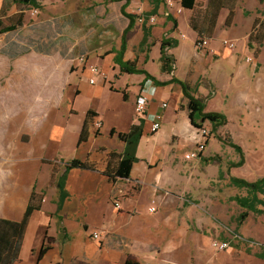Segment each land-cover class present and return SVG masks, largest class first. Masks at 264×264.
<instances>
[{
    "label": "rangeland",
    "instance_id": "rangeland-1",
    "mask_svg": "<svg viewBox=\"0 0 264 264\" xmlns=\"http://www.w3.org/2000/svg\"><path fill=\"white\" fill-rule=\"evenodd\" d=\"M38 2L40 3L39 14L33 16L34 14L29 13L27 30H36L42 35L44 46L56 43L59 53L63 57L67 55L68 60L74 59L72 62L66 61L70 63L72 71H74L75 66L78 67L76 60L83 55L90 60L89 66L97 65L101 68L100 62L95 57L104 58L120 48L122 33L128 25V19L121 13L123 3H111L106 0H38ZM258 7H260L259 0H243L241 2L242 9L256 10ZM160 8L163 12L162 16L165 18H167L168 13L170 17L176 20L177 17H181L180 27L177 29L172 28L170 31L171 37H169L179 43L178 48H174L172 52L176 59L175 75L182 80L190 79V82L193 83L198 78L195 87L202 85L204 87L203 93L210 92L209 98L215 92V87L209 79L216 82L220 89V95L215 99H206L205 104L210 112L227 114L228 124L215 130L210 122L202 123V126L210 130L211 133L208 138L207 154L201 160H187L185 158L186 154L196 151L193 142L188 143L186 147L183 144L180 145V142L183 141L182 138L189 141L188 133L190 131V120L183 113H179L181 116L179 121L175 122L170 117L163 124L161 133L156 137L157 142H153L152 137L148 135L150 138L144 140L142 151L145 150L150 155L152 154L150 147H157L161 151L153 163L167 162L173 166L181 163L185 166L182 175L187 178L180 176L171 166H165L164 178L166 185L179 190L190 188L184 192H177V190L158 192L156 203H159V210L156 214H150L148 207L152 204L153 198L147 205L144 201H141L138 205L141 209L133 204L126 208V203L139 199L138 190L140 189L137 186L139 183L134 179L119 181L117 187L119 189H116L115 193L120 194L110 198L108 203L116 213V220H113V214H108L107 209L109 207L105 202L108 183L101 177H105V180L108 179L105 175L108 161H115L117 158L115 155L123 153L124 143L119 140L117 135L112 138L110 131L108 132V127L112 125L120 132H127L131 120L136 116L141 117L136 112V104L139 96L137 90L144 75L128 74L120 69L119 74H123V76L116 80L117 77L114 73L111 72L108 75L104 73L107 81L101 96L93 98L87 94H82L77 97V101L74 103L75 110L80 112L82 118L85 108L91 103L89 99H96L94 103L106 118L103 136L100 134V129L96 130L97 128L94 125L90 130L93 134L86 144L79 147V149L73 147V150L69 149L61 153L62 158L66 160L79 158L84 161L86 157V160L95 168V172L78 170L70 175V187L78 190L80 198L75 200L84 207L83 216L87 220L82 216L76 219L70 214L74 209V205L68 210L69 215L74 220H79L82 223L83 226H81L87 233L86 240L89 242H96L92 237V233L103 230L101 228L95 229V225L99 224L106 228L109 223H117L115 228L110 229L109 232L113 233L117 230V233H122L132 240L135 239L134 249L127 250L125 253L129 256H136V252L139 255L159 254L169 258L175 264H264V260L259 257L264 248V215H257L252 211L249 212L250 216L245 221L239 222L240 214L247 210L240 207L234 198L236 196L253 197L256 194L248 193L246 189L231 186L229 172L234 161L240 160V154L226 141L220 139V137L222 139L231 138L234 143L242 147L245 154L247 165L234 168L232 174L230 173L232 176L248 181H256L258 178L264 177V99H262L264 98V89L256 95L261 101L260 107L251 101H248L245 105L243 103L245 99H241L244 87L242 78L239 76L244 71L245 65L235 64L232 60L221 59L225 58L224 55L217 52L201 51L196 46L194 50V33L188 30L184 17L186 16L189 21L190 18H196L198 14L201 15L206 9L205 0H198L195 12L184 10L183 13L176 14L174 10H169L165 4H162ZM153 9L154 6L149 0H132L127 11L138 15L137 26L146 25L151 27L154 23H157V17L149 16ZM29 10L33 11L34 8H29ZM225 11L228 13L227 10ZM152 18H154V21H152ZM52 22L56 23V32L59 36L54 35L51 31L50 25ZM220 22L218 33L222 34L229 27L223 24V17H221ZM171 23L173 25V22ZM249 25L250 19L243 15L239 16L237 26L233 30L235 36H242ZM162 29L163 27L159 26L156 29L155 36L153 34L152 38L149 39L151 44L146 48L147 53L162 38ZM135 34L136 31L129 36V39L132 38L131 45H134L137 41ZM224 38L236 39L237 50L234 55H238L243 64L254 67L256 73L260 71V65L255 66L253 62H247V57L257 58L254 49L249 48L247 45L249 52L240 55V40L232 36L218 37L216 39H219V45ZM197 39L198 37L196 41ZM138 51H140V48L136 46L134 56L138 54ZM151 54L153 61L144 68L155 77L162 78L164 75L161 70V63L159 58L156 59L160 55L159 46L154 47ZM209 57H213L216 62L209 61ZM54 58L52 59L55 60L56 58ZM148 59L146 60L148 61ZM64 60L62 59V62ZM262 60L264 61V53ZM59 67H61L60 63ZM232 73L236 75L233 77ZM258 75L259 77L264 76V72L254 73L252 80L255 83H259ZM88 80L89 76L78 77L75 74L69 76L60 72L57 81L67 84L63 96L60 94L59 87L49 86L48 77V83H42L40 89L44 97H61L63 98L61 100H66V105H64V109L60 111L58 117V125L65 129L70 136L74 134L75 127L78 126L81 118L80 116L70 118L71 116L68 113L63 112L69 99L75 97V85L81 81L88 82ZM111 83L115 84L116 90H112ZM181 93V87L178 86L172 96H169L172 99L169 111H172L176 105L175 100L181 98ZM225 94L232 97L227 103H225L227 99L223 97ZM183 108L180 107V110ZM191 132L193 135L191 137L193 139L195 137L196 140L198 128H191ZM172 135H176L172 137L175 145L169 148L167 155L166 145L170 142ZM62 162L64 161L62 160ZM219 168L223 169V171L221 170L224 173L223 179H220L217 172ZM81 175L89 176L91 179L85 183L80 181ZM259 196L264 199L263 193H259ZM114 198L118 199L121 204L118 213L111 203ZM83 203L86 205L84 206ZM52 205L53 202L49 200L46 204L47 209L51 208ZM257 207L259 209L264 208L262 204L257 205ZM60 232L63 240L72 236L71 243H68L66 247L70 256H83L85 254L86 251L83 248L85 245L84 231L78 227H72L71 232L64 228L60 229ZM33 234L34 231H31L28 244L23 250L27 255H31L32 252L35 260L38 250L32 247L28 253L29 246L36 242L32 238ZM215 241L228 242L230 248L224 251L218 250L213 246Z\"/></svg>",
    "mask_w": 264,
    "mask_h": 264
},
{
    "label": "crops",
    "instance_id": "crops-1",
    "mask_svg": "<svg viewBox=\"0 0 264 264\" xmlns=\"http://www.w3.org/2000/svg\"><path fill=\"white\" fill-rule=\"evenodd\" d=\"M129 1L130 3L126 8L127 13H129L127 9L131 5L132 0ZM149 1L154 6V9L151 13L156 10L154 16L152 17H157V23H154L153 26H151V38L153 34L155 36L156 29L159 26L163 27L162 38L156 43L155 46L152 47V50L154 47L159 46V51H161L162 39L163 37H171L170 31L173 28V25L171 21L168 20V16H170L169 13L167 14V18L162 16L163 12L160 7L162 4H165L164 0ZM242 1L243 0H239L232 26H230L228 30H225L222 34L218 33L219 26L221 25V17H223L224 19L223 24L226 25V19L229 12L227 13L224 10L225 12L221 13L218 21V27L215 31L214 37L211 39L212 48L218 54L224 55L225 58L221 59L229 61L232 60L235 64L243 66L245 65L244 71L239 74V76H241L242 78L244 87V90H242L241 99H245V101H243L245 105H247L248 101H251L252 103H255L259 106L261 101L259 100V98H257L256 95L262 92V90L264 89V76L259 77L258 75L257 79H259V83H255L252 79L254 73L260 74L264 72V61L262 60L264 45L261 48L259 56L257 58L254 57L253 63L255 64V66L260 65V73H256L254 67L243 64L242 61L239 60V56L234 55L236 51L231 52L225 49L222 46V43H220V45L218 44L219 39H216L223 36H232L239 39L241 42L239 47L240 55H244L247 51L249 52V49H247V45L249 43L250 35L254 29V25L258 20H264V0H259L260 7H258L256 10L242 9ZM118 3H123V6L126 4V1ZM3 7L4 0H0V13ZM29 8L30 7H19L18 5L12 4L9 10L0 17V20L4 26H10L11 24L8 20L9 18L14 17L20 13L24 14L22 27L18 28L15 32H6L0 35V219L11 222H21L24 219L28 205L34 193L37 195V199L40 201L39 210H36L32 214V217L30 219L19 259L13 264H175L174 262L170 261L169 258L159 254L139 255L136 252V256L126 255L125 253L127 252V250L134 249L133 246L135 239L132 240L130 239V237L123 235L122 233H117V230L113 233L109 232L110 229L115 228V225H117V223H109L106 228L102 227L99 224L95 225V229L101 228L107 231H98L102 233V237L99 240H96V242L87 241V233L82 228V223H80L79 220H74L73 218H71L72 215L76 217V219L81 218V216L82 218L86 219L85 216H83L85 212L84 207L78 204L76 202L77 200H75L76 198H80L78 196V190H74L70 187V175L74 171H78L80 169H74L69 172L66 180V191L68 196L63 202L61 208L59 207L61 193L57 185L58 179L64 174L66 164L70 160H72H66L65 158H62L61 153L69 149L73 150V147L79 149V147L82 146H79L78 144L79 137L87 114L90 110H92L94 114L96 113L98 115L94 119V125L97 128L96 130L100 129V134L102 136L106 120L103 112L98 108L96 103H94L96 99H89L91 103L87 108H85L82 118L80 116V112H77L75 110L74 103H76L77 97L81 96L82 94H87L88 96H91L93 98L101 96L107 79H98V82L95 85H91L90 79L92 76L89 74V72L87 70H82L81 66H75L74 71H72L73 69L70 63L67 62H72L74 59L68 60L67 55H64L63 57V55L59 53V49L56 43L44 46L42 35L40 33H38L36 30H27V19L29 13L33 15V11L29 10ZM242 15L250 19V25L244 30L242 36L237 37L235 36V31L233 30L237 26V18ZM180 18L181 17H177L178 28L180 27ZM184 19L187 24L188 30L192 31L189 26L187 17L185 16ZM136 24V28L134 27V29L129 33L127 37V50L124 55V61L136 62L139 69L146 70V68L144 67H146L151 61H153L151 54L152 50L147 53L146 48L148 45H141L144 39L143 26L139 27ZM128 25L126 26V28L128 27ZM56 27V23L52 22L50 25V29L54 33V35L59 36L56 32ZM124 31L121 36L120 48H117L116 51L109 53V55L104 58L95 57L96 59H98L97 61L100 62L99 65L101 66L103 72L107 73V75L111 72L114 73V75L117 77L116 80H119L121 78L120 76H123V74H119L120 67L116 63V59L119 52L121 51ZM134 31H136V34L134 36L137 37L136 43H138V45H136V43H134V45H131L132 38L129 39V36ZM192 32L194 33L195 50L197 35L194 31ZM222 40L220 42H222ZM136 46H139L140 51H138V54L134 56ZM172 52L173 49L169 50L170 54H172ZM53 57H55L56 59L54 58L55 60H53ZM160 57L161 52L160 55L156 57V59L159 58L160 60ZM147 58H149V62L146 60ZM62 59H65L64 62H62ZM208 60L211 62H216L213 57H209ZM89 62L90 60L88 59L87 65H90ZM59 63L61 67H59ZM60 72L64 74L66 73V75L68 74L69 76L73 74L78 77L89 76L88 82L81 81L80 83H77L75 85V97H71V99H69L67 107L63 112L68 113L71 116H69L70 118H72V116H80L81 118V121L78 126L75 127V131L72 136L67 134L65 129L58 125V117L60 111L64 109V105H66V100H61L63 99L61 97H44L40 92L42 83H48V77L50 84L49 86L59 87L61 90L60 94L61 96H63V92L67 87V84L63 83L62 81H57V76ZM162 73L164 75L162 76V78H157L151 73L150 74L160 82H169L173 78L182 80L175 75V71L171 74L165 73L163 71ZM231 75L234 77L236 74L232 73ZM197 80L195 83H193L192 81L190 82V79L182 80L189 81L191 83L194 90V95L197 98H200L202 100L215 99L220 95L219 86L213 80L209 79L215 87V92L212 93L211 98L208 97L210 92H207V94L202 92L204 88L202 85L197 88L195 87V85L197 84ZM111 84L112 90H116L115 84ZM178 86L180 85L175 83H170L166 86H156L152 80H146L145 76H143V80L139 84L137 93L140 94L139 90L141 91L142 87L147 88L151 97L150 102L147 103L144 115L141 117L136 116L130 122V127L134 124L143 123L144 133L137 150V157L139 161L133 165L130 178L127 180H118L117 182H111L109 179L105 180V177H101L105 182L108 183L105 202L109 207L107 209L108 214H113V220H116V213L108 203L110 198L118 196L120 194L115 193V190L119 189L117 188L119 185V181H130L131 179H134L139 183L137 185L138 189H140L138 190L140 194L139 199L126 203V208L132 206L133 204L137 208L141 209L138 206L141 201H144L145 205H147L151 198H153L152 204L148 207V212L150 214H156L159 210V203H156L158 192H168L173 190H177V192H184L185 190H188L190 188L189 187L185 190H179L178 188H172L166 185V180L164 178L165 166H171V168L176 170L180 176L187 178L186 176L182 175L185 171V166L183 164L180 163L176 166H173L171 164H168L167 162H159L158 164L157 162L153 163L154 160L158 158V154H160L161 152L157 147H150V151H152L151 155L147 154L145 150L144 152L142 151V144L144 145V140L146 138H150L149 136L152 137L153 142L158 141L156 137L159 135V133H161L163 124L170 117H172L175 122L179 121V119L181 118L179 113H183L189 118L188 100L184 97L183 91L180 94L181 98L175 100L176 105L174 106L172 111H169V109L171 108L170 102L172 101L169 96H172V93ZM127 87L129 86L127 85ZM90 92L91 94H89ZM223 97L224 99H227L225 103H227L229 99H232L230 95L226 94ZM163 104H167V107L164 108ZM180 107L184 108L180 110ZM205 111L210 112L207 110V107ZM223 114L228 119L227 114ZM159 116H162L160 131L157 133H152L151 127ZM99 124L101 125L100 128H98ZM193 127L194 126H192L190 121V131L188 133L189 141H186V139L182 138L183 141L180 142V145L183 144L184 147H186L188 143L193 142L196 149L197 140H195V137L194 139L192 138L193 135L191 132V128ZM112 129L116 130L115 135H117L118 137V133L121 132L112 125L108 127L110 136L112 138L114 137L111 135ZM92 134L93 133H91V135ZM173 136L176 135H172L170 142L166 145L167 155L169 148L174 147L175 145V141H172ZM206 143L208 147L209 139H207ZM206 150L198 158L199 160L206 156ZM62 160L64 162H62ZM84 161H88L86 160V157ZM238 162L239 161H234V163ZM245 165H247V161L244 166ZM233 169L234 168L230 169L231 174ZM217 170H219L217 172L220 177L219 172L220 170L223 171V169L219 168ZM83 171L95 172L87 170ZM261 178L263 177L258 178V180ZM90 179L91 177L89 176L81 175L80 181H84L86 183ZM259 198L263 199L261 196H259ZM49 200L53 202V205L51 208L47 209L46 204L49 202ZM116 202H119L116 198L111 201L113 208H115L114 203ZM83 204L84 206L86 205L85 203ZM72 205H74V209L72 212H70L71 215H69L68 210L71 209ZM152 207L155 208L154 212L150 211ZM115 210L117 209L115 208ZM118 212L119 211L117 210V213ZM72 227H78L82 231H84L83 239L85 245L83 248L86 252L84 251L85 254L83 256H70L68 251L66 250L68 243H71L72 236H70V238L66 237L65 240L61 238L60 229L64 228L68 232H71ZM28 231L29 234L27 235ZM31 231H34L32 238L36 242L33 245L29 246L28 253L32 247L34 249H37L38 255L35 260V256L32 254V252L31 255H27V253L23 250V248H26L28 244ZM42 251L43 254L41 253Z\"/></svg>",
    "mask_w": 264,
    "mask_h": 264
},
{
    "label": "trees",
    "instance_id": "trees-1",
    "mask_svg": "<svg viewBox=\"0 0 264 264\" xmlns=\"http://www.w3.org/2000/svg\"><path fill=\"white\" fill-rule=\"evenodd\" d=\"M109 2H123L126 4L122 6V14L128 18L129 25L125 29L123 34V41L121 51L118 54L116 63L119 65L123 72L128 74H139L144 75L146 80H152L156 86H166L170 83L179 84L182 87L184 97L188 100V110L189 119L192 126L200 129L202 128V123L210 122L214 129L217 130L219 127L226 126L228 124L227 117L219 112H206V100L197 98L194 95V90L189 81H182L173 78L169 82L157 81L148 71L145 69H139L136 62L124 61V55L127 50V37L129 33L134 29L136 21L138 20V15L130 14L126 12V8L129 5V0H107ZM161 1V0H160ZM206 9L201 15H196V18H190L189 26L194 31L198 37L197 42L201 39H212L214 37L219 17L223 10H227L228 17L226 19V26L230 27L233 24L236 8L238 6L239 0H205ZM12 4L18 5L19 7H30L39 8L40 3L38 0H4V7L1 11V16H3ZM181 5L185 11L195 12L198 6V0H182ZM156 10L150 13V17L154 16ZM24 14L20 13L14 17L9 18L10 26H4L0 20V35L6 32H15L18 28L23 26ZM168 20L173 22L174 29L178 28V21L168 16ZM144 39L142 41V46L149 45V39L151 38V27L143 25ZM257 47H254V46ZM264 45V20H258L254 25V29L250 35L248 46L255 50L256 57L259 56L261 48ZM179 43L173 38H163L161 43V57L160 62L162 66V71L171 74L175 71L176 59L174 55L169 53V50L177 48ZM98 115L92 110L87 114L86 120L84 122L80 137L79 146L86 144L91 136V128L94 126V119ZM144 133L143 123L134 124L130 127L128 132L118 133V138L124 143V151L120 155H115L117 158L115 161H108L106 169V177L111 182H117L118 180H127L130 178L133 165L139 161L137 157V150L141 138ZM116 130H111V135L114 136ZM221 140L226 141L231 147H233L239 154L240 160L238 163H233L231 168L243 167L246 163L245 154L243 153L242 147L232 141L231 138H226ZM114 156V157H115ZM74 169L94 171L95 168L88 161H83L80 159H72L66 164L65 172L58 179V188L61 193L59 207L61 208L63 202L65 201L67 195L66 191V180L69 172ZM220 178H223L224 173L220 170ZM230 184L231 186L246 189L248 193H254L253 197H238L236 196L234 200L237 204L246 209L239 216V222L245 221L249 212H254L257 215H264V210L259 209L257 205L262 204L264 206V199L259 198V193L264 194V177L251 182L243 178H238L232 176L229 172ZM258 193V194H257ZM40 201L37 199V195L34 193L30 203L28 205L24 219L21 222H11L7 220L0 219V264H13L19 259L20 252L23 246L24 238L27 232V228L32 217V214L39 210ZM43 254V251L41 252ZM259 257L264 260V248L262 249ZM40 258V257H39Z\"/></svg>",
    "mask_w": 264,
    "mask_h": 264
},
{
    "label": "built area",
    "instance_id": "built-area-1",
    "mask_svg": "<svg viewBox=\"0 0 264 264\" xmlns=\"http://www.w3.org/2000/svg\"><path fill=\"white\" fill-rule=\"evenodd\" d=\"M181 0H164V3L166 5V7L169 10H174L176 14H181L184 12V9L181 5ZM33 14L37 15L39 14V10L38 9H34L33 10ZM152 21H154V18H152ZM222 46L231 51V52H235L237 50V41L236 40H232V39H223L222 40ZM196 47L197 49L201 50V51H205V52H210V53H215L216 51L212 48V40L211 39H201L199 42L196 43ZM78 66L82 67V70H87L89 72V74L92 76L90 79V84L91 85H95L98 82V79H106L105 78V74L103 72V70L98 67L97 65H87L88 64V59L87 56L83 55L81 57H79L77 60ZM247 62L248 63H252L254 62V57H247ZM84 67V68H83ZM138 102H137V106H136V112L138 114H140L141 116L144 115L145 111H146V106L147 103L150 102V95H149V91L147 90V88H142V90L140 91V94L138 96ZM163 107L166 108L167 104H163ZM161 123H162V116H159L156 121L153 123L152 127H151V132L152 133H157L160 131L161 128ZM101 125H98V128H100ZM210 130L206 129L205 127H202L200 129H198L197 135H196V140H197V147H196V151L192 152V153H188L185 155V158L187 160H195L198 159L202 153H204V151L206 150L207 147V139L210 136ZM114 207L119 210L121 209V204L120 202H116L114 203ZM151 212L155 211V208L152 207L150 209ZM92 237L95 240H99L102 237V233L101 232H94L92 233ZM213 246L221 251L227 250L230 248V244L228 242H223V241H215L213 242Z\"/></svg>",
    "mask_w": 264,
    "mask_h": 264
}]
</instances>
